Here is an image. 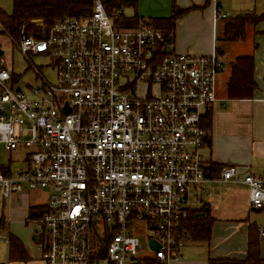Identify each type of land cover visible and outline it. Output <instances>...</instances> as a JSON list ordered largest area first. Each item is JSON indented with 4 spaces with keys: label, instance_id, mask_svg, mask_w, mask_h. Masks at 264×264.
I'll return each instance as SVG.
<instances>
[{
    "label": "built area",
    "instance_id": "obj_1",
    "mask_svg": "<svg viewBox=\"0 0 264 264\" xmlns=\"http://www.w3.org/2000/svg\"><path fill=\"white\" fill-rule=\"evenodd\" d=\"M227 19L216 7L214 24ZM14 43L28 61L45 56L55 70L52 84L32 65L42 83L29 96L0 64V145L23 156L16 170L0 171V200L48 191L46 211L29 216L43 262L180 260L190 193L213 180L202 120L217 102L225 62L216 51L177 53L173 34L144 19L113 24L102 0L89 18L66 17ZM237 173L227 166L218 181L244 185L250 206L264 213V176ZM139 235L149 248L160 245L152 257L139 256Z\"/></svg>",
    "mask_w": 264,
    "mask_h": 264
},
{
    "label": "crops",
    "instance_id": "obj_2",
    "mask_svg": "<svg viewBox=\"0 0 264 264\" xmlns=\"http://www.w3.org/2000/svg\"><path fill=\"white\" fill-rule=\"evenodd\" d=\"M135 2L134 14L150 23L152 19L170 18L173 11L184 12L176 22L174 34L175 50L179 54L211 55L217 49V34L223 22L214 24L215 8L236 16L255 13L264 16V0H130ZM8 3L0 0V9L7 13ZM264 21L256 27L248 26L244 44L252 38V53L255 56V81L258 89L250 100H231L227 89L217 83V102L210 110L212 129L211 145L205 144L202 151L207 164L237 168V180L252 174L264 176ZM232 44V43H231ZM254 46H257L255 50ZM224 50V48L222 49ZM219 56L223 60L224 54ZM225 52V51H224ZM250 52V53H251ZM249 53V54H250ZM245 56V55H240ZM238 58V57H237ZM227 69V68H226ZM203 184L197 191V199L189 208L205 207L215 223L209 244L188 243L178 261L170 264H209L210 259H237L247 256L248 230L257 227L261 239V257L264 259V213L253 209L249 203L248 189L240 183H223L220 176ZM48 198V196H47ZM46 198V200H47ZM32 199V200H31ZM34 200V202H33ZM36 203L31 195L19 194L0 200V217L8 226V233L17 238L27 255L26 261H8V243L3 264H45L38 248L33 222L29 221L30 209ZM32 227H31V226ZM30 226L32 232L29 233Z\"/></svg>",
    "mask_w": 264,
    "mask_h": 264
},
{
    "label": "trees",
    "instance_id": "obj_3",
    "mask_svg": "<svg viewBox=\"0 0 264 264\" xmlns=\"http://www.w3.org/2000/svg\"><path fill=\"white\" fill-rule=\"evenodd\" d=\"M95 0H12V12L7 13L0 9V32L7 33L13 42L18 41L21 33L26 35H38L47 31L54 23L66 17L89 18ZM107 14L113 24L123 27H134L140 20L137 14L127 17L123 9L135 8V2L130 0H102ZM118 13V14H117ZM184 12L174 10L170 18L152 19L150 24L165 34H175L176 22ZM117 14V16H115ZM264 21V16L255 13H247L232 19L223 20V41L227 43H239L246 40L248 26L256 27ZM264 35V33H263ZM255 50L257 46H254ZM219 55L220 49H216ZM255 56L254 53L236 58L230 65V76L227 83V95L231 100H250L258 89L255 81ZM13 80L17 82L13 76ZM202 127L206 131L205 144L211 145L210 132L212 129L211 113H207L202 120ZM12 163L6 165L0 163V171L9 174ZM211 176H221L222 168L210 165ZM46 211V205H34L30 209V219L37 220ZM215 223L210 212L203 208H188L182 221V230L185 233L187 243L209 244L212 239V229ZM8 233V226L3 216L0 217V234ZM8 261H26L27 255L21 242L8 234ZM109 237L100 240V244L106 245ZM260 232L255 226L248 230V250L245 259H210L209 264H264L261 257ZM104 248L95 257L102 258ZM3 264V263H0ZM144 264H155L153 260H147Z\"/></svg>",
    "mask_w": 264,
    "mask_h": 264
},
{
    "label": "rangeland",
    "instance_id": "obj_4",
    "mask_svg": "<svg viewBox=\"0 0 264 264\" xmlns=\"http://www.w3.org/2000/svg\"><path fill=\"white\" fill-rule=\"evenodd\" d=\"M7 11H12V3H8ZM124 15L127 17L134 15L133 7H126L123 9ZM217 48L222 50L224 54L223 61L226 65V70H224L219 76L217 83L220 85L222 90L227 89V83L230 76V65L236 60L240 55H250L252 54V38H250L244 44L238 43H227L223 41L222 28H219L217 34ZM225 51V52H224ZM0 64L1 59L4 60L2 66L10 72L12 77L14 76L17 80V83L24 89V92L31 96L30 90L33 88H38L41 86V79L37 76L35 70L33 69L34 65L41 73L43 78L49 83L54 84L56 82L55 70L49 66V60L45 56H35L31 55L30 60L28 61L24 55L20 52L18 47L15 45L13 40L7 35V33L0 32ZM251 52V53H250ZM250 53V54H249ZM8 161H12L15 164H12L13 170H16L17 167L23 165V156L19 151L9 153L7 152L2 145H0V163L7 164ZM197 191H192L191 202L194 203L197 199ZM24 194V193H23ZM25 195H31L35 198L36 203L46 200L48 196V191L46 190H29L26 188ZM32 200V199H31ZM47 201V200H46ZM34 202V200H33ZM36 231V239L40 241L38 228L36 224H32ZM31 226V225H30ZM29 228V233L32 232V226ZM141 240V247L139 248L140 257H152V252L148 246V241L144 235H139ZM7 244L5 241H0V261L6 255ZM185 249V248H184ZM184 251V250H183ZM2 257V258H1Z\"/></svg>",
    "mask_w": 264,
    "mask_h": 264
},
{
    "label": "water",
    "instance_id": "obj_5",
    "mask_svg": "<svg viewBox=\"0 0 264 264\" xmlns=\"http://www.w3.org/2000/svg\"><path fill=\"white\" fill-rule=\"evenodd\" d=\"M1 55H2V53L0 52V56ZM17 91H21V89L18 88ZM150 248L152 250H158L160 248V245L157 242H155L154 240H152V241H150Z\"/></svg>",
    "mask_w": 264,
    "mask_h": 264
}]
</instances>
